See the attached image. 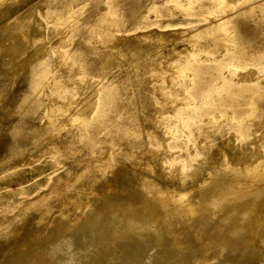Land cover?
<instances>
[{"label":"rangeland","instance_id":"obj_1","mask_svg":"<svg viewBox=\"0 0 264 264\" xmlns=\"http://www.w3.org/2000/svg\"><path fill=\"white\" fill-rule=\"evenodd\" d=\"M7 29L62 86L0 49V264H264V0H0Z\"/></svg>","mask_w":264,"mask_h":264},{"label":"bare ground","instance_id":"obj_2","mask_svg":"<svg viewBox=\"0 0 264 264\" xmlns=\"http://www.w3.org/2000/svg\"><path fill=\"white\" fill-rule=\"evenodd\" d=\"M17 33L12 34L8 29L4 32L3 36L0 39V49H1V54H2V65L4 66H11L13 68L14 71H19L24 63H28L30 65H33L35 62L37 61H41L39 68H38V72H37V76H38V80H37V87H36V93L39 94L41 88L49 83L51 87H53L52 89H60L62 86V82L60 81V79H56L53 77L52 75V70L50 68V65L48 62L44 61L43 59L45 58V55L42 53L40 54L37 53V51H35L36 47L38 46L37 44H33V42L36 41L37 38H34V41H28L27 39L23 38L21 35H15ZM32 43V46L34 48H32V51L27 52L28 47H30V44ZM40 47V46H39ZM38 48V47H37ZM39 49V48H38ZM28 55V56H27ZM96 99H99L100 97L95 95ZM93 98V101L94 99ZM80 113H78V116L80 117V119L83 118V113L81 112V109H79ZM75 113V115H76ZM74 116V115H73ZM77 116V117H78ZM78 117V118H79ZM77 118V119H78ZM76 119V118H75ZM264 171V170H263ZM262 171V172H263ZM255 173V172H254ZM253 176V175H252ZM250 177V175H249ZM257 189V188H256ZM253 191V190H252ZM251 191V192H252ZM260 190L258 189L257 192H259ZM262 193V192H261ZM256 195H259L258 193ZM110 206L114 207V210H117L118 208H126L128 206L127 202L123 201H112V203H110ZM191 207V206H190ZM196 208V206H195ZM195 208H192V210L195 212ZM191 209V208H190ZM198 209V208H196ZM198 211V210H197ZM116 212V211H114ZM99 215V214H98ZM153 218V217H152ZM155 219V218H154ZM77 225V223H75ZM84 227V226H83ZM145 227V226H144ZM149 226H147L146 228H141L142 230H146L149 229ZM58 228H56V231L54 230V232H58L57 231ZM61 230V229H60ZM126 230V229H125ZM202 232V231H201ZM126 234V233H125ZM154 236V235H153ZM60 237L59 234H52V239H58ZM163 238V234L161 233V231L157 230L155 232V238L159 239V238ZM161 240V239H160ZM28 242V241H27ZM39 243V241H37ZM36 242V243H37ZM45 241H43L42 243L40 242V245L43 246L45 245ZM37 243V244H38ZM244 247V246H243ZM246 247V246H245ZM27 248H29L28 243L23 242L19 249L17 250V252L10 257L9 263L8 264H19L20 261H23L24 259V255L30 252L27 251ZM196 248V247H195ZM194 249V248H193ZM195 250V249H194ZM197 251V249H196ZM207 253V252H206ZM201 254V253H200ZM203 254V253H202ZM201 254V255H202ZM205 254V253H204ZM178 255V254H177ZM206 255V254H205ZM184 256V255H183ZM201 257V256H200ZM33 259V257L27 258L25 263L28 264L29 261H31ZM190 259V258H189ZM244 259H242L243 261ZM241 261V262H242ZM200 262V261H199ZM203 262V261H202ZM210 263V262H209Z\"/></svg>","mask_w":264,"mask_h":264}]
</instances>
